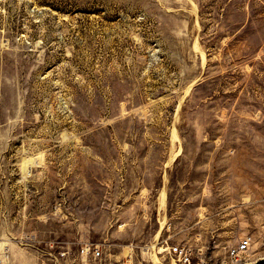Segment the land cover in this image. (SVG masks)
<instances>
[{
    "label": "rangeland",
    "instance_id": "rangeland-1",
    "mask_svg": "<svg viewBox=\"0 0 264 264\" xmlns=\"http://www.w3.org/2000/svg\"><path fill=\"white\" fill-rule=\"evenodd\" d=\"M264 257V0H0V264ZM148 247V250L146 249Z\"/></svg>",
    "mask_w": 264,
    "mask_h": 264
},
{
    "label": "built area",
    "instance_id": "built-area-1",
    "mask_svg": "<svg viewBox=\"0 0 264 264\" xmlns=\"http://www.w3.org/2000/svg\"><path fill=\"white\" fill-rule=\"evenodd\" d=\"M253 236L247 235L239 239L237 244L228 250L227 259L220 262H210L204 253L187 243L168 244L166 251L171 257V264H247L246 253L253 244ZM83 264H102L104 248L97 243H87L81 249Z\"/></svg>",
    "mask_w": 264,
    "mask_h": 264
},
{
    "label": "water",
    "instance_id": "water-1",
    "mask_svg": "<svg viewBox=\"0 0 264 264\" xmlns=\"http://www.w3.org/2000/svg\"><path fill=\"white\" fill-rule=\"evenodd\" d=\"M251 264H264V257L260 260L255 261L254 263Z\"/></svg>",
    "mask_w": 264,
    "mask_h": 264
},
{
    "label": "bare ground",
    "instance_id": "bare-ground-1",
    "mask_svg": "<svg viewBox=\"0 0 264 264\" xmlns=\"http://www.w3.org/2000/svg\"><path fill=\"white\" fill-rule=\"evenodd\" d=\"M146 249L148 250V247H146ZM167 248L166 247H161V250L164 251L166 250Z\"/></svg>",
    "mask_w": 264,
    "mask_h": 264
}]
</instances>
